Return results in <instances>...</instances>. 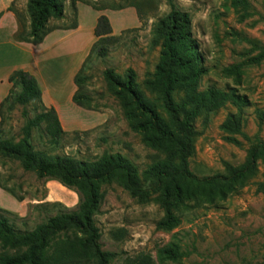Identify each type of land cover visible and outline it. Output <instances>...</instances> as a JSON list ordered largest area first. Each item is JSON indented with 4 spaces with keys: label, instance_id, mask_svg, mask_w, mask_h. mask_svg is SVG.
<instances>
[{
    "label": "rangeland",
    "instance_id": "1",
    "mask_svg": "<svg viewBox=\"0 0 264 264\" xmlns=\"http://www.w3.org/2000/svg\"><path fill=\"white\" fill-rule=\"evenodd\" d=\"M170 2L188 13L193 39L208 69L199 79L197 92L214 88L226 96L219 108L208 112L187 103L184 90L173 93L178 118L187 120L194 131L188 170L199 178L224 175L227 166L243 163L254 138L264 142V0H246V10L231 0H66L63 19L49 21L46 45L60 35H70L49 49L19 54L10 45L11 39L0 34V97L7 91L2 80L11 68L30 69L43 107L56 112L64 130L55 144L45 135L43 125L34 129L31 144L35 151L86 162L103 154H120L140 178L149 166L167 159V152L143 142L145 134L127 119L102 73L110 69L120 78L131 74L146 100L169 124L158 93L146 82L159 62V48L151 45L152 27L169 12ZM25 5L26 0H11L6 8L19 17L17 40L22 43L19 35L28 30ZM100 15L109 19L115 39L105 46L104 57L91 50L97 43L92 31ZM75 76L86 78L79 89L73 84ZM76 93L88 98V112L72 103ZM22 109L18 105L11 111L5 108L0 139L18 140L24 124ZM25 109L33 117L41 107L33 102ZM230 115L239 119L238 130L225 128ZM0 191V217L21 232L31 231L59 213L77 211L82 200L76 186L64 185L54 177L38 178L23 171L18 160L1 157ZM156 195L140 203L115 179L99 184L94 224L100 233L101 250L113 255L109 264H140V258L146 264H264L261 159L254 174L223 200L212 204L199 199L183 201L173 211L176 221L170 227H156L165 215L151 200ZM170 243L178 246L179 256L159 259L158 250Z\"/></svg>",
    "mask_w": 264,
    "mask_h": 264
},
{
    "label": "trees",
    "instance_id": "2",
    "mask_svg": "<svg viewBox=\"0 0 264 264\" xmlns=\"http://www.w3.org/2000/svg\"><path fill=\"white\" fill-rule=\"evenodd\" d=\"M65 1L26 0L28 30L20 33L19 40L32 46L41 44L51 30L49 21L63 19ZM231 2L243 10L248 7L246 0ZM111 33L109 19L98 16L93 27L97 43L91 49L97 56L104 57L105 46L115 42ZM152 36L151 45L159 48V62L146 86L158 93L169 124L146 100L131 74L120 78L110 69L102 73L108 91L121 102L127 119L145 134L143 142L168 153L165 161L149 166L142 178L120 154H103L96 161L86 162L35 151L31 144L34 129L43 125L45 135L55 144L59 143L64 130L56 112L43 107L34 76L21 70L11 75V89L0 103V125L4 122L5 108L11 111L16 105L23 108L24 124L17 141L0 139V157L18 160L23 171L33 172L38 178L54 177L64 185L76 186L82 200L77 211L59 213L31 231H18L6 218L0 217V264H86L92 260L96 264H109L113 255L101 250L100 233L94 224L100 199L99 184L105 180L115 179L140 203L148 202L149 195L157 194L151 200L163 208L165 215L156 227L167 228L175 223L173 211L183 201L199 199L212 204L216 199L223 200L254 174L259 159L264 165V142L254 138L243 163L236 167L227 166L224 175L199 178L188 170L194 131L187 120L178 118L173 93L184 90L187 103H194L195 108L204 107L208 112L219 108L226 96L214 88L197 92L199 79L208 69L193 39L188 13L177 10L170 2L169 12L153 24ZM85 80L75 76L73 84L79 89ZM71 101L88 112L86 95L76 93ZM33 102H39L41 110L29 117L25 107ZM238 102L244 104L243 100ZM224 126L230 131L238 130L239 119L230 115ZM178 256L179 248L175 243L158 250V257L162 260H175ZM139 263L146 264V261L140 258Z\"/></svg>",
    "mask_w": 264,
    "mask_h": 264
},
{
    "label": "crops",
    "instance_id": "3",
    "mask_svg": "<svg viewBox=\"0 0 264 264\" xmlns=\"http://www.w3.org/2000/svg\"><path fill=\"white\" fill-rule=\"evenodd\" d=\"M11 0H0V34L3 36H6L7 38L11 39V46L13 49H16V52L19 54H24V55H28V54H33V53H40L46 49H49L50 47L53 46V44H55L56 42H58L62 37L66 38L68 35H63V36H59V38H57L55 41H53L52 43H50L48 46L46 45V41L48 40V36L47 35L44 40L42 41L41 44L37 45V46H32L30 44L27 43H22L19 42L17 40V35L19 32V26L17 23V17L13 16V14H11L10 12L6 11V8L8 7V4ZM2 11V13H1ZM16 17V18H14ZM93 32V31H92ZM46 40V41H45ZM86 37H85V42H86ZM55 42V43H54ZM82 44V49L84 51V49L86 48V43ZM47 46V47H46ZM84 52H82L83 54ZM77 64L75 66V70L73 71L71 77L74 75L76 68H77ZM26 71L28 73H30L33 76V72L28 69V68H22V67H13L10 69V71L6 74V76L3 78L2 81H5V84L7 86V91L4 92L1 97H0V103L2 102V100L7 96L10 88H11V83L9 82V78L11 77V75L15 72V71ZM35 78V77H34ZM0 194H2V192L0 191Z\"/></svg>",
    "mask_w": 264,
    "mask_h": 264
}]
</instances>
